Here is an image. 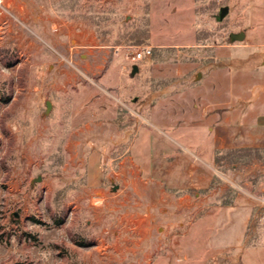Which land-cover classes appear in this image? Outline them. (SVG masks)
<instances>
[{
    "label": "rangeland",
    "instance_id": "374dc122",
    "mask_svg": "<svg viewBox=\"0 0 264 264\" xmlns=\"http://www.w3.org/2000/svg\"><path fill=\"white\" fill-rule=\"evenodd\" d=\"M0 11V264H201L222 232L264 244L263 150L216 152L211 186L181 206L179 192L145 195L128 151L141 122L134 96L153 64L191 63L193 79L212 47L248 39L230 33L264 39V0H9ZM143 47L149 55L130 58ZM92 162L100 180L89 184ZM237 196L250 201L244 230L232 207L230 227L206 213L243 205Z\"/></svg>",
    "mask_w": 264,
    "mask_h": 264
},
{
    "label": "crops",
    "instance_id": "0c3cea01",
    "mask_svg": "<svg viewBox=\"0 0 264 264\" xmlns=\"http://www.w3.org/2000/svg\"><path fill=\"white\" fill-rule=\"evenodd\" d=\"M50 22L60 26L56 19ZM246 37L245 43L212 47L205 68L198 70L193 79L185 78L193 69L191 63L172 67L167 63L153 64L151 69L157 71L142 79L141 96H134L141 122L132 130L128 151L129 159L140 171V179L146 182L145 195L151 196L154 189H158L159 197L179 192L172 195L175 205H183L182 200L198 204L200 192L211 186L216 175V152L264 151V39L258 40L255 34L254 38L249 39L247 34ZM78 39L87 42L89 35ZM171 68L173 72H169ZM171 75L173 82L167 84L164 79ZM91 168L95 173L89 176V184L100 180L95 162ZM134 178L131 173L130 179ZM92 191L105 193L98 184ZM238 197L237 203H241L243 200ZM248 203L244 199L243 205L222 204L206 213H215L220 225L227 222L225 216L232 207L243 216L237 228L244 230ZM230 222L226 223L229 227ZM220 234L208 242L211 247L201 264L231 248L239 252L229 258V264H264V244L247 245L240 232L234 241H230L229 232Z\"/></svg>",
    "mask_w": 264,
    "mask_h": 264
},
{
    "label": "water",
    "instance_id": "95a60500",
    "mask_svg": "<svg viewBox=\"0 0 264 264\" xmlns=\"http://www.w3.org/2000/svg\"><path fill=\"white\" fill-rule=\"evenodd\" d=\"M227 12H228V6L227 5L220 6L219 10H218V14L216 15V20L221 21L224 18V16L227 14ZM244 37H245L244 31H239L237 33L232 32L229 34V38L231 41H233V40L241 41L244 39ZM137 71H138V65L132 64L131 65V71H130L131 76L134 75L135 72H137ZM45 105H46V111H47L50 108V102L46 101Z\"/></svg>",
    "mask_w": 264,
    "mask_h": 264
},
{
    "label": "built area",
    "instance_id": "2783aa9c",
    "mask_svg": "<svg viewBox=\"0 0 264 264\" xmlns=\"http://www.w3.org/2000/svg\"><path fill=\"white\" fill-rule=\"evenodd\" d=\"M150 51L151 50L149 47H143L141 49H136L132 52V54L130 55V58L133 60H140L144 56L149 55Z\"/></svg>",
    "mask_w": 264,
    "mask_h": 264
},
{
    "label": "bare ground",
    "instance_id": "6f19581e",
    "mask_svg": "<svg viewBox=\"0 0 264 264\" xmlns=\"http://www.w3.org/2000/svg\"><path fill=\"white\" fill-rule=\"evenodd\" d=\"M9 2V0H0V3H3V4H7ZM1 13V11H0ZM54 24V23H53ZM57 25V24H55ZM55 27V26H54ZM56 29V28H55ZM104 201V198L103 196H95L91 199V203L94 204V205H98V204H101L102 202Z\"/></svg>",
    "mask_w": 264,
    "mask_h": 264
}]
</instances>
